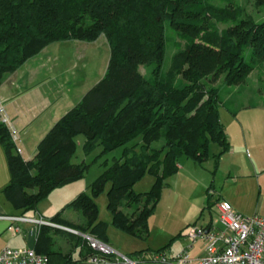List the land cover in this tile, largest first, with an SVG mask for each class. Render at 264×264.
Returning <instances> with one entry per match:
<instances>
[{"label": "trees", "instance_id": "16d2710c", "mask_svg": "<svg viewBox=\"0 0 264 264\" xmlns=\"http://www.w3.org/2000/svg\"><path fill=\"white\" fill-rule=\"evenodd\" d=\"M255 1L264 5V0ZM217 17L221 14L208 0H0V84L6 74L55 41H92L102 34L110 50L100 80L50 127L33 157L15 151L9 128L0 122V143L10 171L1 190L5 198L25 214L54 189L83 178L89 164L71 161L75 137L82 134L84 153L100 145L101 153L121 147L122 156L106 165L89 193L82 191L67 204L81 212L80 222L61 218L62 210L50 220L106 242L107 224L98 219L95 197L109 183L111 224L130 235L146 236L149 218L181 158L202 165L215 142L221 148L214 155L216 169L230 148L219 112L225 106L220 86L240 84L264 64V20L246 15L218 28L211 21ZM167 26L180 38L163 71ZM140 64L153 66L150 77L140 73ZM226 109L236 116V109ZM146 173L153 175L152 185L134 191L133 185ZM49 229L40 227L37 252L74 264L96 255L81 236L78 245L88 251L80 260L72 259L71 252L51 250Z\"/></svg>", "mask_w": 264, "mask_h": 264}, {"label": "rangeland", "instance_id": "374dc122", "mask_svg": "<svg viewBox=\"0 0 264 264\" xmlns=\"http://www.w3.org/2000/svg\"><path fill=\"white\" fill-rule=\"evenodd\" d=\"M208 2L221 14V17L211 19L212 22H216L215 24L218 28L226 27L234 22V20H238L246 15L252 16L256 22L264 20V5H258L255 0H208ZM231 12H233V15H231ZM179 38L178 33L167 26L166 51L162 65L163 71L168 66L172 52L178 48L175 46ZM109 55V45L102 34L92 41H55L48 44L35 56L29 58L19 71L22 74L35 72L37 82L45 80L44 83L38 86L41 87V90L39 88L38 92L42 94L44 100L51 102L53 100L50 99L58 96L59 102L56 107L60 105L71 106L75 93L93 86L96 80L100 79L105 73ZM138 69L147 78L151 76L153 66L140 64ZM220 97L225 102V106H221L219 110L220 118L225 126V130L227 129L229 132L231 130V134L233 132L229 124L230 120L234 119V116L226 108L236 109L237 116L241 111L247 109L246 112H242L245 113L246 118L251 117L250 119L254 118L259 122L262 120V124L264 125V64L251 70L240 84L233 86L221 85ZM257 105L262 107V110ZM251 112L256 113V115L250 114ZM50 126L47 117L32 124L25 131L22 130L20 132L18 127L14 126L18 135L16 143L24 148V156H26L25 149L31 155L34 153L38 140L44 136ZM75 140L77 146L71 161L73 163L83 161L89 164L87 171L83 178L54 189L42 200L41 205L48 212L54 213L56 210L61 209L82 191L89 193L90 184L102 173L106 165H110L114 159H120L122 156L121 147L107 153H101L102 147L100 145L90 153H84L82 149V144L85 140L84 135H77ZM151 145L154 146L156 143L153 142ZM220 149L217 143L211 142L208 158L202 165L195 164L186 157L181 158L180 164L183 169L167 179L169 185L163 188L161 192L159 204H157L158 217L172 213V208H175V214L182 213V215H194V217L198 214L196 210L203 208L204 218L210 216V214L212 217H216L217 212L214 205L217 198L237 201L241 204L242 208L247 209V211L241 210L247 214H252V211L258 208L259 214L264 216V169H262L261 173H258L259 175L252 171V160L256 159L257 156L260 157V162L264 166V146L256 149L248 147L247 151L242 154L232 153L230 156H223L225 154H222L218 167L215 169L214 155ZM136 152H140L139 147H136ZM243 171L248 172V175L243 176ZM153 181V175L146 173L133 185V189L136 192H144L150 188ZM209 186L212 195L209 196V207H206L207 200L205 196H207V188ZM108 188L109 183H106L103 190L95 197V202L98 208V219L104 221L107 227L108 225L111 227L109 231L106 228V237L114 238V235H118L119 232L111 224V214L107 209L106 191ZM172 201L173 205L170 208L169 204ZM59 203L62 205L56 209V204ZM254 206L255 208L253 209ZM168 207L170 210H168ZM75 211L77 213L76 216L83 219L81 212L70 206H67L63 210L66 215L70 213L74 215ZM44 217L49 218L48 215ZM195 224L199 225L200 220ZM84 251L83 254L88 249L84 247ZM142 255L144 256V253L135 255V257L140 259ZM65 263L74 264L71 262Z\"/></svg>", "mask_w": 264, "mask_h": 264}, {"label": "crops", "instance_id": "0c3cea01", "mask_svg": "<svg viewBox=\"0 0 264 264\" xmlns=\"http://www.w3.org/2000/svg\"><path fill=\"white\" fill-rule=\"evenodd\" d=\"M21 66L18 69H16L14 72L6 74L3 77V80L0 84V103L4 109V112L9 122L13 125V127L14 126L18 127V130H20V132L22 130L24 131L28 130V127H30L32 124H35L37 121L45 117H47L49 121V125L52 126L64 113H66L70 108H72L75 104H77L79 100L82 98V96L85 94V92L90 87H92L90 86L87 89H82L79 92L75 93L73 100L71 102L72 105L70 104L71 106L60 105L59 107H56L59 102L58 96L57 97L55 96L53 99H50L53 101L49 102V100L48 101L44 100L42 94L38 92L39 88L41 90V87L38 86L41 83H44L45 80L37 82L35 78V74H36L35 72H30V73L26 72L25 74H22V72L19 71ZM99 80L100 79L96 80V82H98ZM258 108H261L262 110V107L258 106ZM246 110L244 111L246 112ZM244 111H241L238 116L236 115L234 119L232 118V120H230L229 126H231L232 128L233 134H231V130L229 132L226 129L227 138L230 143V148L226 153H224L225 155L223 156H230V154L232 153L242 154L243 152L247 151L248 147L252 149H256L258 147L262 148V146H264V133H263L264 125L262 124V120L259 122L254 118L250 119L251 117L246 118L244 115L245 113H242ZM250 114L256 115V113H252V112ZM0 122H1V115H0ZM15 146L21 148L20 155L24 158H30L32 157V155L34 156L36 151L35 148L34 153L31 155V153L25 149L26 156H24V148L22 146H19L16 143V141H15ZM252 166H253L252 171L257 174L261 173L262 169H264V166H262L260 162L259 156H257L256 159L252 160ZM182 169L183 167L180 164L177 173L180 172V170ZM229 171L231 172V170ZM247 173L248 172L243 171L242 175L246 176L248 175ZM9 180H10V171L7 164L6 154L3 146L0 143V250L3 249L4 247L26 246V247L35 248L37 229L33 225L29 223H19V225L22 227V231L20 233H15V234L7 230V226L9 225V220L4 218V216L23 214L21 213L22 210L15 208L13 204L5 198L4 194L1 191L2 188L9 182ZM258 181H259V177H258ZM205 197L207 200V196ZM73 199L74 198H72V200ZM72 200H70L69 202H71ZM224 200L228 201L235 211L243 214H247L241 211V210L247 211V209L242 208L241 204H239L237 201H233L232 199L231 200L224 199ZM40 202L37 204L35 210L27 211L25 212V214L30 216L40 214L43 217L45 215H48L49 218L46 219H50V217L55 215L58 211L62 210L61 218L71 221L73 223H78L82 220L80 219V217L76 216L77 214L76 211L74 212V215L72 213L68 215L64 214L63 210L67 207V204L69 202H67L65 206H63L61 209L56 210L54 213L45 210L44 207L41 205L42 201ZM60 205L62 204L60 203L56 204L57 206L56 209H58ZM172 205H173V201L169 204V207L171 208ZM169 207L168 210H170ZM206 207H209V204ZM157 208L158 205L155 209V212L149 218V222H148L149 231L146 236L137 237L118 230L119 232L118 235L117 234L114 235V238L107 236V240L105 243H107L109 246L115 249V251L119 252L120 254H124L126 256L129 253H133L135 251H140V250H146L147 251L145 252L146 254L150 251H158L163 249H165L170 253H177L190 243V239L185 234V231L190 224L193 223L195 224L197 221L200 220L199 226H208L211 222H213L216 219V217H212L211 214L210 216L204 218L203 208L202 209L198 208L196 210L198 212V214H196L198 216L196 217L195 215L196 218L194 217V215L187 216L186 214L182 215V213L175 214L176 211L175 208L171 209L172 213L170 214L167 213L161 217H158ZM254 208L255 206L253 207V209ZM255 209H256L255 211H252L253 212L252 214L254 213L259 214L258 208ZM250 214L251 213H248L247 215ZM50 228L51 229H49V235L51 236L53 241V245H51V250L59 253L71 252V257L74 260H80L81 258H83L82 254L85 251L83 246L78 245L77 238L79 237V235L55 227H50ZM110 228H111L110 225H108L107 231H109ZM178 233H180L179 236L175 238V235H177ZM168 243L169 245L166 246ZM205 244L206 242L203 238L197 239L191 247V253L194 256L203 254ZM146 254H144V256L142 255V257L140 256V259H137L135 256L132 259L134 260V262H136V264H169L163 262H155L146 259L145 257ZM50 259L53 262H61L59 260L58 255H52ZM80 264H92V263L81 262ZM102 264H125V263L121 261H112Z\"/></svg>", "mask_w": 264, "mask_h": 264}, {"label": "built area", "instance_id": "2783aa9c", "mask_svg": "<svg viewBox=\"0 0 264 264\" xmlns=\"http://www.w3.org/2000/svg\"><path fill=\"white\" fill-rule=\"evenodd\" d=\"M1 122L7 125L11 133V139L15 143L18 135L15 128L9 122L0 103ZM15 151L21 153V148L15 146ZM212 194V191L209 190ZM217 212L216 219L208 226L189 225L185 234L190 243L177 253L163 250L150 251L145 257L151 261L169 264H264V216L254 213L246 215L235 211L230 203L217 198L215 202ZM9 220L7 230L12 233H20L22 227L19 223H29L36 227L37 233L41 226L55 227L71 233L81 235L86 244L96 251L86 262L102 264L112 261H121L125 264H136L128 255L120 254L107 243L99 239L81 233L69 226L56 223L42 215H6ZM203 238L206 242L204 253L194 256L191 253L193 243ZM112 257V258H108ZM0 264H66L65 262H53L43 253L37 252L33 247H4L0 250Z\"/></svg>", "mask_w": 264, "mask_h": 264}, {"label": "flooded vegetation", "instance_id": "af4514ba", "mask_svg": "<svg viewBox=\"0 0 264 264\" xmlns=\"http://www.w3.org/2000/svg\"><path fill=\"white\" fill-rule=\"evenodd\" d=\"M133 258V257H132Z\"/></svg>", "mask_w": 264, "mask_h": 264}]
</instances>
